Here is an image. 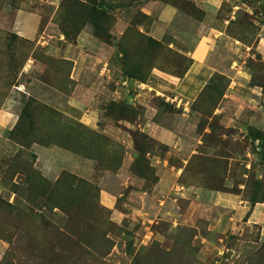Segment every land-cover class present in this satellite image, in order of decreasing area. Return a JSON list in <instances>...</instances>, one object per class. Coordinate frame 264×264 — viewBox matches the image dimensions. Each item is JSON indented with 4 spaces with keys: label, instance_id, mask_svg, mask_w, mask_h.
I'll use <instances>...</instances> for the list:
<instances>
[{
    "label": "rangeland",
    "instance_id": "374dc122",
    "mask_svg": "<svg viewBox=\"0 0 264 264\" xmlns=\"http://www.w3.org/2000/svg\"><path fill=\"white\" fill-rule=\"evenodd\" d=\"M105 1L113 19L103 41L126 70L138 65L149 77L179 79L208 37L213 73L180 108L142 92L146 106L133 101L123 112L101 95L90 104L101 110L91 128L67 103L73 62L63 54L79 36L63 21L69 1L0 0V121L13 116L10 125L0 122V264H264L262 228L239 226L234 215L238 199H264V155L249 126L252 93L264 97V0H174L181 20L159 27L134 0ZM117 21L126 27L117 31ZM147 36L161 47L150 48ZM146 78L141 84L154 87ZM148 109L152 122L178 132L188 126L192 135L171 151L145 138ZM90 138L100 140L87 153ZM135 147L148 153L137 158ZM48 163L57 168L46 170ZM131 190L145 194L130 200Z\"/></svg>",
    "mask_w": 264,
    "mask_h": 264
},
{
    "label": "crops",
    "instance_id": "0c3cea01",
    "mask_svg": "<svg viewBox=\"0 0 264 264\" xmlns=\"http://www.w3.org/2000/svg\"><path fill=\"white\" fill-rule=\"evenodd\" d=\"M129 1L130 0H118L120 3H128ZM222 2L223 0H202V2L199 0L193 3L195 5H222ZM133 3L143 5L141 9L147 15L155 13L157 15L155 23L158 27L162 24H174L176 20L177 22L181 20L178 9L172 6V4H166L159 0H144V2L134 0ZM18 16L19 14L17 15V18ZM116 27L117 31H121L124 27H126V25L123 21H117ZM20 30L22 34L29 35H32L34 32V28L32 33H28V29H26L27 31H24V27L22 25L20 26ZM105 44L107 43H101V41L97 40L92 33L83 29L76 39L75 45L66 46L63 54L64 59H68L73 62L69 76L70 80L74 82V86L71 89L70 94L73 102L69 101L70 96L67 103L71 104V107L80 112V122L91 128H98L97 123L99 121V111L101 110H98V108L92 109L94 106H90V104L93 103L95 99H99L101 95H105L109 100L115 102L121 100L134 105L135 103H133V101H136V103H139L138 105L141 104L146 106V104L143 101H140L139 98L141 97L142 92H153L160 94L162 98L165 97L170 104H173L176 108H180L181 104L184 105L185 102L190 103L192 100L197 98L200 91L204 88L213 73L212 66L208 65L207 62L212 51V43L208 42V37H202L198 40L192 52L190 51L189 55L192 63L190 64L187 72L181 78L163 79L158 72H156L158 75L156 73H152L148 79L154 87L145 85L147 83L141 84L126 78L124 79L121 76L119 69L120 55L118 54L116 59L114 55H111L112 51L105 47ZM114 58L117 61L118 70L113 68V66H110L111 63L114 65ZM117 72L118 79L116 78ZM119 75L121 78H119ZM262 93L264 94V92ZM115 94L117 95L116 98L113 97ZM252 108H256V111L250 113L249 119L251 121V125L249 126L264 133V97H262V94L252 93ZM149 109L145 112L144 117L146 119L142 127V131L157 142L168 147L170 151L172 148H177L178 146L182 147L183 138H185L186 135L188 137L192 135L191 129H188V126H185L187 131L182 130L183 132H178L177 130H168L163 128L151 121L152 118L150 116L152 115L149 113ZM12 119V115H7V113H5L2 116L1 121L3 123H9L10 125L13 122ZM2 122L1 125H4ZM105 126L109 129V125ZM108 129H104L103 132L109 133ZM152 158L155 160L154 156H152ZM70 162L75 163L73 166L74 168L78 167V170H81V161L78 162L75 158ZM154 162L157 163L159 161ZM156 163L153 165L154 167L157 166ZM164 163L166 162L164 161ZM48 165L50 167L46 168V170H53L57 168L56 164L51 165L48 163ZM125 166L126 168H129L128 163H123L121 170ZM158 168L160 167H157V170H161ZM104 176L107 177L108 172H106ZM133 176L128 172L127 179H131ZM106 192V200L107 204H109V197H111L112 193L107 192V194ZM142 193L143 192L140 190H138V192L131 190L129 192L128 199L131 200L132 197L135 199L138 196L145 194ZM234 206L237 207L234 215L237 216L235 221L238 222L239 226H255L257 228H262L261 232H264V199L262 202L254 204L250 202V199H238V204H235ZM1 250L2 248L0 245V251Z\"/></svg>",
    "mask_w": 264,
    "mask_h": 264
},
{
    "label": "trees",
    "instance_id": "16d2710c",
    "mask_svg": "<svg viewBox=\"0 0 264 264\" xmlns=\"http://www.w3.org/2000/svg\"><path fill=\"white\" fill-rule=\"evenodd\" d=\"M68 1H69L70 4L66 8V10H67L66 17H65V19L63 21L64 22H69V24L71 25V28L74 31H76V35L78 36L80 34V32L84 28V26L82 27V24H83V22H86V23H89V25L91 26L92 29H95L98 32L97 39L99 41L104 42V43H110V42L103 41L104 38H105V36L103 37V34H104V31H105V27L108 25L110 19H113V17H111L110 14H109L110 11L112 10V6L109 5L108 2H106L105 0H85V3H82L79 0H68ZM159 1H162V2H164L166 4H172V6H174V7H176L175 5H177V3H175L174 0H159ZM95 35L93 34V36H95ZM77 36H76V38H77ZM147 37H148L147 41H148V44H149L150 48L155 49V47L156 48H160L161 47L162 42L152 38L151 36H147ZM122 62H124V61L121 60V58H120V63H121L120 72H121V75H122L123 78L129 79V80H132V81H136V82H139V83H146L147 82L146 81V79H147L146 77L149 78L148 74H149L150 71L146 75V74L143 73L141 67L138 66V65H136L135 67H133V68H131L129 70H126V67H125V65ZM191 63H192V60L190 59V64ZM190 64H189V66H190ZM189 66H188V68H189ZM71 67H72V64H71ZM152 68H154V67H151L150 70ZM188 68L185 70V72L182 74V76L187 72ZM69 73H70V70H69ZM68 76H69V74H68ZM182 76H180L179 78H181ZM210 78H209V80H210ZM12 82L13 81H10V83L8 85L5 84L7 89H10V87L12 86ZM70 82H71V86L73 88L74 82H72V81H70ZM110 102L112 103L113 106L119 107L118 109H120L123 112L124 111L125 112H129V111L133 110L132 105L127 103V102H125V101H118V102L110 101ZM104 111H107V107L104 108ZM123 119L125 120V118H123ZM79 127L89 131V133H91V134H94V132L92 130L86 129V126H84L82 124H79ZM142 134L144 135L145 138L149 137L145 133H142ZM251 136L250 137L252 138V140H257V141L260 142V144H259V147L261 148L260 153H261V155H264V133L261 132V131H257L256 130L253 133V135H251ZM105 139H107V138H105ZM150 139H153V138L150 137ZM63 140H64L66 146H68V147L72 146V147L75 148V144L73 145L74 141L70 137H64ZM99 140H100L99 138H97L96 140L90 138L88 140L89 147L87 149V153L93 152L92 151L93 147L95 149H97V146H95V143L98 142ZM157 143H159V142H157ZM64 148H67V147H64ZM134 151H136V153H137V156H138L137 158H140V157L144 158L145 154L148 153V152H144V149H139L137 147H135ZM88 159H91V158H88ZM147 166L149 168L152 167L150 165V162L147 163ZM120 167H121V164L119 165L118 168H120ZM131 171H132V169H131ZM132 174L137 176V177L139 176L142 179H145L144 176L142 177V176L136 174L134 171H132ZM72 178L73 177L70 176V175L66 176V181L64 183H67V180H71ZM61 183H62V181L58 180L54 184V186L57 187L59 184L61 185ZM262 200L263 199H258L257 197L250 198V202L252 204L257 203V202H262Z\"/></svg>",
    "mask_w": 264,
    "mask_h": 264
}]
</instances>
